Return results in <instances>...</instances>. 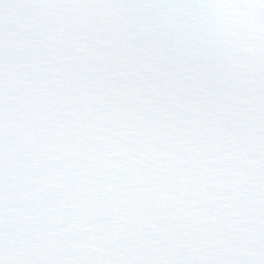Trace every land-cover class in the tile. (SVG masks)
<instances>
[{"label":"snow or ice","instance_id":"snow-or-ice-1","mask_svg":"<svg viewBox=\"0 0 264 264\" xmlns=\"http://www.w3.org/2000/svg\"><path fill=\"white\" fill-rule=\"evenodd\" d=\"M0 264H264V0H0Z\"/></svg>","mask_w":264,"mask_h":264}]
</instances>
